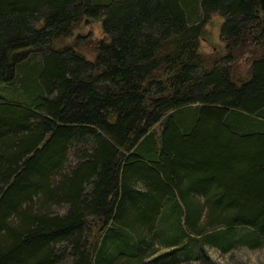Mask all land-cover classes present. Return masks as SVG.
Returning a JSON list of instances; mask_svg holds the SVG:
<instances>
[{"label": "trees", "instance_id": "16d2710c", "mask_svg": "<svg viewBox=\"0 0 264 264\" xmlns=\"http://www.w3.org/2000/svg\"><path fill=\"white\" fill-rule=\"evenodd\" d=\"M82 19L92 59L56 46ZM263 242L257 0H0V264H214Z\"/></svg>", "mask_w": 264, "mask_h": 264}, {"label": "rangeland", "instance_id": "374dc122", "mask_svg": "<svg viewBox=\"0 0 264 264\" xmlns=\"http://www.w3.org/2000/svg\"><path fill=\"white\" fill-rule=\"evenodd\" d=\"M221 18L211 15L202 27L198 38V51L209 58H219L224 53V43L220 40L218 27ZM104 37L98 20H80L71 30L70 34L57 41L56 46L75 45V49L87 59H92L97 42ZM246 53L235 56L231 64V73L234 79L247 76L248 60ZM207 254L214 264H264V242L259 248L250 249L237 247L227 253H221L212 248Z\"/></svg>", "mask_w": 264, "mask_h": 264}, {"label": "water", "instance_id": "95a60500", "mask_svg": "<svg viewBox=\"0 0 264 264\" xmlns=\"http://www.w3.org/2000/svg\"><path fill=\"white\" fill-rule=\"evenodd\" d=\"M260 11L264 14V0H257Z\"/></svg>", "mask_w": 264, "mask_h": 264}]
</instances>
